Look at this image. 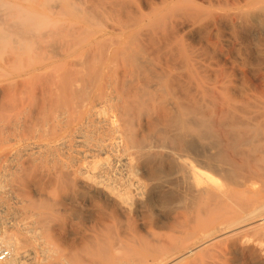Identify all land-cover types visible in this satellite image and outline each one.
I'll return each instance as SVG.
<instances>
[{
    "label": "bare ground",
    "instance_id": "6f19581e",
    "mask_svg": "<svg viewBox=\"0 0 264 264\" xmlns=\"http://www.w3.org/2000/svg\"><path fill=\"white\" fill-rule=\"evenodd\" d=\"M19 1L0 0V207L30 237L0 233L7 263L31 243L36 264H264V0Z\"/></svg>",
    "mask_w": 264,
    "mask_h": 264
},
{
    "label": "rangeland",
    "instance_id": "374dc122",
    "mask_svg": "<svg viewBox=\"0 0 264 264\" xmlns=\"http://www.w3.org/2000/svg\"><path fill=\"white\" fill-rule=\"evenodd\" d=\"M16 2H17V5L19 4V5H21V4H23L21 1H19V0H16ZM53 3V0H51V4ZM25 6V5H24ZM90 203H92V202H90ZM89 202H86L85 203V205H89L90 204ZM92 204H94V202L92 203ZM84 205V207L82 208V209H79L77 212H78V214H75V220H74V223H75V227H74V229H75V231H76V235L75 236H77L79 233H84V231L86 230V227H87V225L88 224H85V223H89L88 222V220L86 219V218H88V209L86 208V206ZM91 205V204H90ZM89 205V206H90ZM0 233L1 234H4V233H6V234H12V235H14V236H20L19 237V239H21V240H26V239H29V237H30V234H27L21 227H19L17 224V226L16 225H14V222H12L11 220L10 221H8L7 219H5V217L7 218V216L6 215H4L5 213H4V211H3V209H2V207H0ZM1 212H2V214H1ZM76 212V213H77ZM85 212V213H84ZM79 213H80V215H79ZM86 216H85V215ZM83 216V217H80L81 219H79V216ZM88 215V216H87ZM86 218H85V217ZM148 216V215H147ZM146 215H145V219L147 220V219H149V217H147ZM167 217H168V211H166V212H164L163 214H162V216L160 217L161 218V220L162 219H167ZM78 220H77V219ZM1 219H2V221H1ZM135 219V218H134ZM133 219V220H134ZM5 220V221H4ZM8 222H7V221ZM82 221V222H80V221ZM164 220V221H165ZM85 221V222H84ZM7 222V223H6ZM133 222V221H132ZM85 224V225H83V224ZM15 226V227H14ZM85 226V227H84ZM18 228V230H17V228ZM80 227V228H79ZM82 228V229H81ZM80 229V230H79ZM20 230V231H19ZM81 231V232H78V231ZM84 230V231H83ZM21 231H23L22 233H20ZM14 233H16V234H14ZM18 233V234H17ZM10 234V235H11ZM20 234V235H19ZM23 234H27L26 236H24ZM70 236V235H69ZM68 236V237H69ZM75 236L74 235H72V237L70 236L69 238H71V239H74L75 238ZM26 238V239H25ZM70 239V240H71ZM30 244V245H29ZM29 244H27V245H29V246H26V244H24V245H22V249H21V251H25L26 250V248L28 247V250H32L33 249V252H34V254L32 253V255H33V257H35L36 258V260L38 261L39 259V255H38V252H37V249L35 248V247H32V248H30V246H31V243H29ZM24 248V249H23ZM35 248V249H34ZM23 256V255H22ZM219 256V257H218ZM244 256V257H243ZM20 257H21V255H20ZM38 257V258H37ZM241 257V258H240ZM246 257V258H245ZM23 257H21V258H19V261H21V262H23L25 259L23 258ZM245 259V260H244ZM35 260V259H34ZM35 260V261H36ZM8 261V260H7ZM7 261H6V264H9V263H13V262H8L7 263ZM37 261L35 262V264L37 263ZM208 262H209V264H216V263H218V264H262L261 263V261L257 258V256H256V254H255V252L254 251H240V250H234V249H231V248H228L227 246H223V247H221L220 249H219V252L217 253V255L212 259V260H208ZM15 263H18V264H23V263H19V262H15ZM15 263H13V264H15ZM25 264V263H24Z\"/></svg>",
    "mask_w": 264,
    "mask_h": 264
},
{
    "label": "built area",
    "instance_id": "2783aa9c",
    "mask_svg": "<svg viewBox=\"0 0 264 264\" xmlns=\"http://www.w3.org/2000/svg\"><path fill=\"white\" fill-rule=\"evenodd\" d=\"M9 256V251L5 247L0 245V262L5 264Z\"/></svg>",
    "mask_w": 264,
    "mask_h": 264
}]
</instances>
